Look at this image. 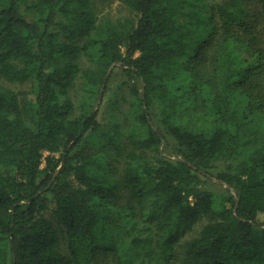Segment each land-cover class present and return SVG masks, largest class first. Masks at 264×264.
<instances>
[{"label": "trees", "instance_id": "16d2710c", "mask_svg": "<svg viewBox=\"0 0 264 264\" xmlns=\"http://www.w3.org/2000/svg\"><path fill=\"white\" fill-rule=\"evenodd\" d=\"M117 1L0 0V264H264V0Z\"/></svg>", "mask_w": 264, "mask_h": 264}, {"label": "rangeland", "instance_id": "374dc122", "mask_svg": "<svg viewBox=\"0 0 264 264\" xmlns=\"http://www.w3.org/2000/svg\"><path fill=\"white\" fill-rule=\"evenodd\" d=\"M94 4L96 6V12L98 15H107L112 18H116L122 16L126 13V10L117 0H94ZM23 14L26 19L32 20L33 14L23 9ZM16 91L20 92V94H25V96H30L29 85L27 83L21 84H7ZM201 185L203 187L208 188L212 192L223 195L226 191V186L212 178L211 176L202 177ZM210 220V216H203L200 220L190 226L188 229H184L185 233L184 236L187 238L194 234L200 226Z\"/></svg>", "mask_w": 264, "mask_h": 264}]
</instances>
